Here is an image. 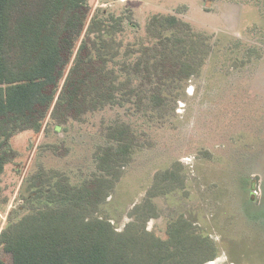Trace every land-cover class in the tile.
Segmentation results:
<instances>
[{
  "label": "trees",
  "instance_id": "trees-1",
  "mask_svg": "<svg viewBox=\"0 0 264 264\" xmlns=\"http://www.w3.org/2000/svg\"><path fill=\"white\" fill-rule=\"evenodd\" d=\"M87 1L0 0V176L11 160L6 154L10 138L26 130L40 132L47 119L60 129L107 107L174 110L185 83L201 72L213 51V35L172 14H153L144 33L124 43L128 18L107 10L91 13ZM102 137L105 143L92 154L95 170L80 185L57 170L34 175L31 187L47 184L40 194L45 205L36 203L22 216L10 217L0 231V264H204L215 259V242L183 213L168 222L165 238L146 228L159 215L151 198L185 189L179 161L154 175L147 196L127 212L131 221L121 230L102 216L101 207L125 167L146 144L125 121L107 125Z\"/></svg>",
  "mask_w": 264,
  "mask_h": 264
},
{
  "label": "rangeland",
  "instance_id": "rangeland-1",
  "mask_svg": "<svg viewBox=\"0 0 264 264\" xmlns=\"http://www.w3.org/2000/svg\"><path fill=\"white\" fill-rule=\"evenodd\" d=\"M87 2L91 13L107 10L128 18L133 27L124 21V43L142 35L153 14H172L213 35V51L185 83L174 110L107 107L60 129L47 119L38 133L13 135L6 151L11 160L0 176V231L10 217L45 205L40 194L47 184L31 189L36 173L61 171L80 185L95 170L92 154L105 143L103 129L125 121L146 144L125 167L102 216L121 230L154 175L179 161L185 189L151 198L159 215L149 219L147 230L165 238L168 222L183 213L217 246L215 259L204 264H264V0ZM243 59L242 65L233 63Z\"/></svg>",
  "mask_w": 264,
  "mask_h": 264
}]
</instances>
